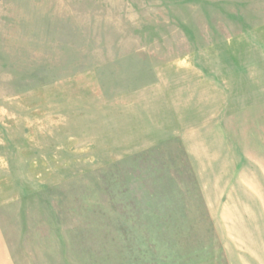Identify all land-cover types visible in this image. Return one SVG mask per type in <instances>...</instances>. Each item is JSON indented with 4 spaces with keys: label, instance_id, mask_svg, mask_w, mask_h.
<instances>
[{
    "label": "rangeland",
    "instance_id": "rangeland-1",
    "mask_svg": "<svg viewBox=\"0 0 264 264\" xmlns=\"http://www.w3.org/2000/svg\"><path fill=\"white\" fill-rule=\"evenodd\" d=\"M186 61L209 121L94 164L72 105ZM0 264H264V0H0Z\"/></svg>",
    "mask_w": 264,
    "mask_h": 264
},
{
    "label": "crops",
    "instance_id": "crops-1",
    "mask_svg": "<svg viewBox=\"0 0 264 264\" xmlns=\"http://www.w3.org/2000/svg\"><path fill=\"white\" fill-rule=\"evenodd\" d=\"M193 62L177 63L173 67V71L169 72L167 78H164L162 74H158L155 83L143 87V89L135 90V92L122 95L119 98L105 100L95 93L96 102L87 99L83 95V98L78 100L79 105L75 103L72 105L71 110L73 111L71 113L73 114L71 115L74 118H69V121H72L78 127H82L88 123L84 116L89 115V125H99L100 127V131L95 128L90 129L88 140L94 143L100 140L99 148L106 152V157L105 160L95 161L94 164H118L121 161L113 159L112 156H123L122 150L159 148L165 145L163 143L167 144V142H164L166 141L164 138L167 140L170 138L169 140L174 144L179 139L178 134L193 133L197 130L196 127L209 121L208 104L204 103L203 98L198 99L199 95L196 92L200 91L198 84L207 86L209 84L213 85L214 82L209 78L208 65L205 66L204 64V67L199 62ZM227 63L231 64L230 61H227ZM194 83L196 86H194ZM190 84H194L192 85L194 94L189 97V90L192 88L189 86ZM239 100L237 98L235 101L238 102ZM196 108L198 112L194 113L193 110ZM240 108V106L237 107V109ZM64 109L65 104L62 109L63 112ZM62 110L58 111L62 112ZM187 121H189L188 125H186ZM82 122L84 123L82 124ZM59 126L58 131L61 133H65L68 129L66 125L59 124ZM156 132L165 135L158 137L159 135ZM168 133H173V135L171 136ZM83 134H85L84 130L83 132L74 131V134L68 136L62 143L64 145L63 150L64 148L79 147L77 142L80 141V138H83ZM113 150L118 152L115 153ZM124 153L127 154L128 152Z\"/></svg>",
    "mask_w": 264,
    "mask_h": 264
}]
</instances>
